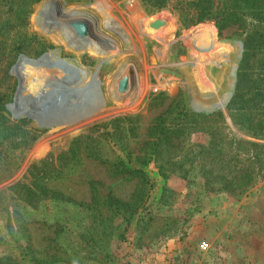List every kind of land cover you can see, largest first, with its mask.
<instances>
[{
    "label": "rangeland",
    "instance_id": "obj_1",
    "mask_svg": "<svg viewBox=\"0 0 264 264\" xmlns=\"http://www.w3.org/2000/svg\"><path fill=\"white\" fill-rule=\"evenodd\" d=\"M232 1L0 0V264H264V19Z\"/></svg>",
    "mask_w": 264,
    "mask_h": 264
},
{
    "label": "trees",
    "instance_id": "obj_2",
    "mask_svg": "<svg viewBox=\"0 0 264 264\" xmlns=\"http://www.w3.org/2000/svg\"><path fill=\"white\" fill-rule=\"evenodd\" d=\"M239 1L244 2L243 7H238L236 3ZM248 5V6H247ZM158 8H165L167 5H157ZM172 9L176 12L178 19L180 21V25L182 27H188L193 24H197L202 21V15L194 20L186 13L184 9L179 8L178 4L176 5H171ZM227 8H233L235 10V14L240 18H250L256 21H261L264 19V0H236L232 1L230 5L227 6ZM238 8V9H235ZM226 17H234L233 14L230 13H225ZM224 20H220L218 23V28L222 29L226 25L223 23ZM38 65V64H36ZM39 66V65H38ZM30 68V67H29ZM28 68V69H29ZM18 70V69H17ZM258 93H263L264 94V89H259L256 91H253L252 94L255 96ZM257 134V133H255ZM261 135V134H260ZM262 138H264V134L261 135ZM242 142H238L237 149L240 150L242 149ZM259 153H256L254 156L255 158H258ZM259 159L256 161H250V159L245 158L244 164H249L248 167H246L245 175H243V178H246L248 180H254L255 177L258 175L264 178V171H259L261 170V167L258 169L255 168V164L259 162L263 167H264V154L260 153ZM15 158H8L7 162H0V184L4 181H6L13 173H14V167H16L18 161L14 160L17 158V155H14ZM255 160V159H253ZM257 170V171H256ZM255 183V182H254ZM244 188V187H243Z\"/></svg>",
    "mask_w": 264,
    "mask_h": 264
},
{
    "label": "water",
    "instance_id": "obj_3",
    "mask_svg": "<svg viewBox=\"0 0 264 264\" xmlns=\"http://www.w3.org/2000/svg\"><path fill=\"white\" fill-rule=\"evenodd\" d=\"M161 71L164 73H168V74L178 76L176 73H174L172 71H167V70H161ZM126 82H127V77H125L124 80L121 82V89H124L126 87Z\"/></svg>",
    "mask_w": 264,
    "mask_h": 264
},
{
    "label": "bare ground",
    "instance_id": "obj_4",
    "mask_svg": "<svg viewBox=\"0 0 264 264\" xmlns=\"http://www.w3.org/2000/svg\"><path fill=\"white\" fill-rule=\"evenodd\" d=\"M50 4H51L50 2H47V3H45L43 6H46V7L49 6V7H50ZM25 61H26V60H25ZM31 109H32V108H31ZM33 110H34V108H33Z\"/></svg>",
    "mask_w": 264,
    "mask_h": 264
},
{
    "label": "built area",
    "instance_id": "obj_5",
    "mask_svg": "<svg viewBox=\"0 0 264 264\" xmlns=\"http://www.w3.org/2000/svg\"><path fill=\"white\" fill-rule=\"evenodd\" d=\"M201 247L202 248H205L206 247V244L205 243H202ZM145 264H151V263H145Z\"/></svg>",
    "mask_w": 264,
    "mask_h": 264
}]
</instances>
